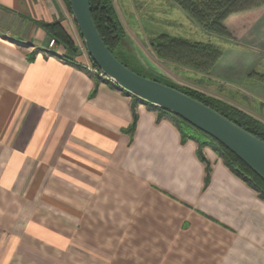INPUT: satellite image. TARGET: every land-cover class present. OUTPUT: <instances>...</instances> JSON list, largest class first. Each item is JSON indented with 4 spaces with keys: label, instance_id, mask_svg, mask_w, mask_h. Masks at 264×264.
Returning <instances> with one entry per match:
<instances>
[{
    "label": "crops",
    "instance_id": "1",
    "mask_svg": "<svg viewBox=\"0 0 264 264\" xmlns=\"http://www.w3.org/2000/svg\"><path fill=\"white\" fill-rule=\"evenodd\" d=\"M262 1L233 38L197 34L221 51L204 92L264 123ZM65 15L0 0V264H264V199L212 148L207 180L168 116L50 48Z\"/></svg>",
    "mask_w": 264,
    "mask_h": 264
},
{
    "label": "trees",
    "instance_id": "2",
    "mask_svg": "<svg viewBox=\"0 0 264 264\" xmlns=\"http://www.w3.org/2000/svg\"><path fill=\"white\" fill-rule=\"evenodd\" d=\"M64 1L67 3V6L71 11L70 0ZM173 1L205 29L228 36H231V32L225 25L226 19L233 13L247 9L250 2V0ZM263 3L264 2L262 1L259 5H262ZM91 10L95 24L103 40L110 50L117 56L116 49L121 41L123 29L115 11L113 0H91ZM44 28L58 44L65 47L73 54L77 53L75 41L69 35L62 21L44 24ZM152 45L157 56L165 62L187 66L200 72L211 71L218 58L221 56L220 50L207 43L172 37L168 34H161L152 42ZM122 62L125 63L124 61ZM125 64L128 65L127 63ZM252 76L264 81V75L253 73ZM153 79L162 82L159 78ZM166 84L176 87L170 83ZM180 90L213 107L232 121L264 140V123L243 110L224 102L221 99L195 90ZM124 92L127 93L126 91ZM132 98L134 103L141 102V100L136 97L132 96ZM147 106L158 112L159 119L163 116H168L179 129L182 141L194 140L199 144L198 154L207 164V180L210 178V163L205 156L204 149L206 146H209L223 159L224 163L233 173L245 180L259 193L260 197L264 199V179L227 146L208 133L200 130L181 116L151 104H147ZM136 122L137 115L135 114L129 132L134 131Z\"/></svg>",
    "mask_w": 264,
    "mask_h": 264
},
{
    "label": "rangeland",
    "instance_id": "3",
    "mask_svg": "<svg viewBox=\"0 0 264 264\" xmlns=\"http://www.w3.org/2000/svg\"><path fill=\"white\" fill-rule=\"evenodd\" d=\"M61 3L65 9V16L68 17L63 25L77 47L76 54L63 47L68 52L65 59L91 76L102 79L96 72L97 65L86 50L72 12L64 0H61ZM113 5L123 29L121 41L116 49L117 56L122 61L146 77L159 78L163 83H170L180 89H191L207 94L203 88L207 85L206 73L208 72L195 71L187 66L165 62L157 56L152 42L161 34L190 41H208L204 40L205 38H199L198 28L208 34L233 38L234 35L228 27L231 36L205 29L173 0H113ZM190 20H193L195 24ZM207 44L215 47L209 42ZM56 45L60 44L56 42L52 47ZM199 73L205 75L202 77Z\"/></svg>",
    "mask_w": 264,
    "mask_h": 264
},
{
    "label": "water",
    "instance_id": "4",
    "mask_svg": "<svg viewBox=\"0 0 264 264\" xmlns=\"http://www.w3.org/2000/svg\"><path fill=\"white\" fill-rule=\"evenodd\" d=\"M70 6L90 57L119 89L144 104L181 116L227 146L264 179L263 139L201 100L131 69L103 40L93 18L91 0H70Z\"/></svg>",
    "mask_w": 264,
    "mask_h": 264
},
{
    "label": "built area",
    "instance_id": "5",
    "mask_svg": "<svg viewBox=\"0 0 264 264\" xmlns=\"http://www.w3.org/2000/svg\"><path fill=\"white\" fill-rule=\"evenodd\" d=\"M55 43H56V40L54 38H52L50 40V44L49 45L52 47V46H54ZM96 72L102 79L107 80V81H109V82L114 84V82L108 76H106L98 67L96 68Z\"/></svg>",
    "mask_w": 264,
    "mask_h": 264
}]
</instances>
